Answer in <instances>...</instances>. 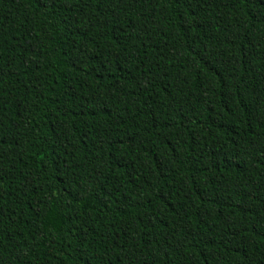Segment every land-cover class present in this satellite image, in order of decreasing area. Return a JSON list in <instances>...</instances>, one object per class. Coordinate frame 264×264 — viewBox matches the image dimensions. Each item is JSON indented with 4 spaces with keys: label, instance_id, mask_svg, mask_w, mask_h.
Returning <instances> with one entry per match:
<instances>
[{
    "label": "trees",
    "instance_id": "trees-1",
    "mask_svg": "<svg viewBox=\"0 0 264 264\" xmlns=\"http://www.w3.org/2000/svg\"><path fill=\"white\" fill-rule=\"evenodd\" d=\"M0 264H264V0H0Z\"/></svg>",
    "mask_w": 264,
    "mask_h": 264
}]
</instances>
